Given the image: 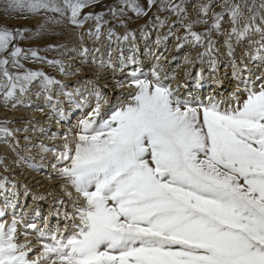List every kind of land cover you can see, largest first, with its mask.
I'll return each mask as SVG.
<instances>
[{"label": "snow or ice", "instance_id": "snow-or-ice-1", "mask_svg": "<svg viewBox=\"0 0 264 264\" xmlns=\"http://www.w3.org/2000/svg\"><path fill=\"white\" fill-rule=\"evenodd\" d=\"M3 2L6 10L15 12L63 14L67 8L77 26L93 18L88 14L78 19L90 0H63L64 7L57 0ZM127 2L137 13L142 11L134 0ZM231 15L235 22L237 11ZM95 19L99 35L101 16ZM189 35L194 44L202 41L201 34ZM12 39V31L0 28V52ZM20 53L14 47L10 54L16 58ZM7 63L0 60V66ZM3 75L8 77L7 98L18 85L25 91L37 77L46 90L57 83L42 72L14 77L5 69ZM152 75L153 81L135 79L128 101L106 119L98 104L90 118L81 121L74 148L65 144L60 159L69 163L59 174L82 201L73 203L79 220L73 227L78 231L62 239L53 235L38 260L264 264V85L259 91L246 89L242 103L233 92L235 104L222 107L223 101L210 97L193 106L165 86L155 71ZM15 224L13 220L6 231L0 224V264H38L26 259L24 244L13 242Z\"/></svg>", "mask_w": 264, "mask_h": 264}, {"label": "rangeland", "instance_id": "rangeland-1", "mask_svg": "<svg viewBox=\"0 0 264 264\" xmlns=\"http://www.w3.org/2000/svg\"><path fill=\"white\" fill-rule=\"evenodd\" d=\"M57 2L64 7L63 0ZM134 2L142 9L140 13L129 7L127 0H90L78 19L88 14L93 18L77 26L71 23L67 8L63 14L48 10L15 12L6 10L0 0V28L13 32L8 48L0 52V60L9 61L0 66V212L4 213L0 224L6 231L16 221L13 242L25 245L28 261L44 264L38 258L44 245L52 243L53 235L62 239L78 231L73 222L48 215L60 213L63 201L59 206L52 203L49 212L41 202V193L49 187L42 189L45 183L36 182L43 178L32 181L31 174L46 168L54 173L50 179L58 181L56 188L63 186L65 195L79 198L59 174V169L69 163L60 159V153L65 151V144L74 148L81 121L89 119L98 104L106 119L128 101L129 93L135 91L133 81H153V71L176 96L193 106L207 103L210 97L223 101L222 107L235 104L230 96L233 92L242 103L246 89L259 91L264 85V0ZM233 9L238 13L235 22ZM97 15L101 16L99 35ZM217 23L218 27L214 26ZM190 32L201 34L202 41L194 44ZM14 47L21 49L16 58L10 54ZM164 59L168 62L160 63ZM93 67L111 72L113 82L106 86H116L118 92L110 93L90 75L79 78L76 74ZM5 69L14 77L42 72L57 83L46 90L42 77H37L25 91L21 92L18 85L14 95L7 98ZM217 83L221 89L212 94ZM76 201L82 202L80 198ZM47 217H52V222L48 219L46 223ZM40 231L45 235L40 236Z\"/></svg>", "mask_w": 264, "mask_h": 264}, {"label": "bare ground", "instance_id": "bare-ground-1", "mask_svg": "<svg viewBox=\"0 0 264 264\" xmlns=\"http://www.w3.org/2000/svg\"><path fill=\"white\" fill-rule=\"evenodd\" d=\"M167 57V56H166ZM165 57V58H166ZM170 61V60H169ZM163 62H168V60L167 59H164V60H162V61H160V63H163ZM95 68L93 67V68H91L90 70H88V72L86 71L85 73L83 72V73H80V72H76V74H78L79 75V78H81V77H83V78H85L87 75H90V76H92L93 77V79H95V80H97V81H99L102 85H105L106 86V84H108V83H111V82H113V79L112 78H110L111 77V75H112V73L111 72H108V71H106V70H103V69H101V68H97V69H95ZM79 80V79H78ZM178 80V79H177ZM178 82H180V81H178ZM177 82V83H178ZM115 83V82H114ZM107 87V89H109L110 90V93H113V94H115L116 92H118V90H116V86H114V87H110L109 85H107L106 86ZM214 88V87H213ZM221 88H220V86H219V83H217V88H214V90H213V93L212 94H214V93H218L219 92V90H220ZM233 90V89H232ZM22 114H24L23 112H22ZM38 116H40V115H38ZM37 116V117H38ZM29 118H35L34 116H30ZM32 141H29V142H27V143H31ZM39 146H40V144H39ZM40 153V152H39ZM38 167V166H37ZM45 170V171H44ZM54 173H51V172H49L48 170H46V168H43L40 172H38V173H36V174H34V173H32L31 175L32 176H34L33 177V179H32V181H36L38 178H43V179H41L40 181H39V183H38V181L36 182V184L38 185V184H40V183H45V186L44 187H42V189L43 188H46V186H48L49 188H48V190H46V191H44L43 193H41V195L43 196V199L41 200V202H43V203H45L46 204V206H48V210H49V212H50V210H52V207H51V209H50V206L52 205V203H53V205L55 204V205H62L61 204V202L63 201V204H64V207H62L63 209H60V213H54V212H52V213H49L48 215H52V217H53V219H54V215L55 216H57L56 218H58V219H61L62 221H64V222H68V221H70V222H73V224L74 223H77L76 222V219L78 220V217H76V215L77 214H74L75 213V211H74V209H73V203L74 202H80V201H76L77 199H79V198H77L76 197V195H68L67 196V194L65 195V190H64V188H63V186L62 187H60V188H56L55 186H56V182H58L57 180H53V179H50L51 178V176L53 175ZM44 176V177H43ZM48 179H50L49 181H48ZM23 182H25V180L23 181ZM24 184V183H23ZM40 187V186H39ZM63 188V190H61ZM40 193V192H39ZM76 199V200H75ZM68 202V203H67ZM36 206V205H35ZM65 206H68V207H66L65 208ZM34 207V206H33ZM40 207V206H39ZM28 209V208H27ZM35 209V208H34ZM66 210L67 211H69L68 213H66ZM31 211V210H30ZM65 211V212H64ZM71 212H73V213H71ZM52 217L50 218H46L45 219V222L47 223V221H48V219L50 220V222H52ZM45 223V224H46ZM37 225V224H36ZM45 226V225H44ZM36 235V234H35ZM31 237V236H30ZM28 239V238H27ZM27 241V240H26ZM26 241H24L23 243H26ZM39 245V244H38ZM34 247H37V245L36 246H34ZM34 247H33V249H34ZM32 249V248H31ZM31 261H33V260H31Z\"/></svg>", "mask_w": 264, "mask_h": 264}]
</instances>
